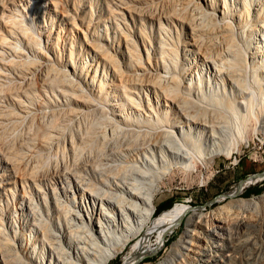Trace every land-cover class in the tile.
<instances>
[{
  "label": "bare ground",
  "instance_id": "bare-ground-1",
  "mask_svg": "<svg viewBox=\"0 0 264 264\" xmlns=\"http://www.w3.org/2000/svg\"><path fill=\"white\" fill-rule=\"evenodd\" d=\"M195 2H179L198 15L182 16L190 34L181 46L159 35L142 40L141 48L136 33L119 24L103 42L92 32L90 55L81 61L71 49L68 61L53 62L46 49L64 40L63 29L37 27L29 4L21 3L27 11L17 17L18 4L1 13L8 33L0 37V61L19 80L3 79L0 93L11 90L20 111L0 105V264H107L129 242L123 264H130L164 218L154 220L152 213L167 171L231 155L249 127L264 133V6L218 0L209 10ZM36 73L40 87L36 78L31 84ZM49 90L55 98L41 97L37 109H29ZM21 122L28 123L24 137L6 139V128ZM258 178L264 170L246 176L236 192ZM9 194L14 209L8 213L21 214L26 231L16 227L14 240L1 203ZM235 230L245 236L234 241ZM255 236L264 239V193L231 198L204 213L191 209L181 235L153 264H244L249 258L238 251Z\"/></svg>",
  "mask_w": 264,
  "mask_h": 264
},
{
  "label": "rangeland",
  "instance_id": "rangeland-1",
  "mask_svg": "<svg viewBox=\"0 0 264 264\" xmlns=\"http://www.w3.org/2000/svg\"><path fill=\"white\" fill-rule=\"evenodd\" d=\"M19 1L20 3H18ZM26 1L28 0H0V17H1V13L4 11L5 14H8L9 13L8 10L14 8V4H18V7L15 6V11H13L14 13L13 16L17 17L19 14L16 13H18L20 9L24 13L27 10L25 9L23 10L22 8H24V6H20L21 3H24L25 5L29 4L27 7L28 9H30V12L35 16L37 27H40L39 25L41 24V25H45V30H51V25L53 29H57L60 26L63 29V33H61V35L63 34L62 36L64 40L63 41L59 40V45H57V47L53 45V47H51L52 49L50 47L46 49L53 62L55 60H56L55 62H57L58 60L60 62L64 60L68 61L71 49L73 50L74 59L79 61L85 60L89 53L86 39L90 35H92V32L99 35L100 39L102 38L101 41L103 42V38L106 37V34H108L109 37L112 38V34H113L112 31H114V29L116 30L117 27L120 25H121L120 29L122 30L123 28L122 30L123 32L129 30L131 33L133 32L136 33L135 35L133 33V35L136 40V43L141 48H142L141 45L142 40L143 41L145 40L146 43L148 41L151 42L154 40L157 41L159 35L160 37L165 36L168 40H171V42L174 40L175 43L172 44H177V45L179 44V46H181V44L184 41V34L185 36L190 34V29L186 27V24L184 22H182L184 20L182 16H187V15L189 16L190 12L188 13L187 11L181 10V4L179 3L180 0L179 1L171 0L173 2L171 1L169 2L167 0H158V1L157 0H30V3ZM151 1L152 3L153 2L154 3L152 4ZM217 1L218 0H196L195 3H197V5L199 3L201 4V6L204 5L209 10H211V7L213 6L212 4ZM232 1L233 0H231V2ZM241 1L242 0H240V2ZM260 1L263 7L264 0H260ZM210 3H212L211 4L212 6L210 5ZM235 3L237 4L238 0H235ZM152 5L154 8H152ZM176 6L177 7L180 6V7L177 8ZM175 7L178 10L176 11V13L177 12L178 13L174 15V11L176 9L174 11L171 9ZM54 10L58 12L55 13ZM112 12H114L113 14H116L117 17L114 16ZM149 12L151 14H148ZM194 13H195L194 10H191V15L189 17H192L193 15L194 17L198 16L197 13L195 14ZM111 14L116 19L113 18ZM71 15L74 16V19L71 18ZM176 15L179 17H177ZM10 18H12V15ZM114 19L116 20V22L117 21L118 22L115 23ZM157 19H158V23H157ZM159 21L162 23V25H165L164 31L158 29L160 28L158 27L160 23ZM6 27L7 25L0 18V37L8 33ZM164 32H166L167 34ZM143 34L146 35L147 38L149 37L148 40H146L147 39L145 38L146 36L144 38L142 37ZM53 36H55V34ZM120 37H121L120 31L119 33L117 31L116 39L118 38L120 39ZM8 38L11 39L9 35ZM45 43L46 42L43 41V46H45ZM71 45H73L72 48ZM115 47L116 45H114L113 43V45H111V47L109 48L110 51L113 52ZM3 66L5 67V69ZM5 70L7 73L10 72L8 74L11 75L8 76L6 75V77L5 76L2 77L3 76L2 73L7 74ZM12 71L13 70L11 69L9 70V68L6 65L4 64L2 65V61H0V83H2L1 85L4 84L3 83L4 80L7 79L13 80L14 78L11 79L12 76L15 77V79H17L16 78L18 77L17 71L16 74L14 73V71L13 72ZM34 75H37V77L33 75H29V77H31L30 80L32 82V80L36 78L38 81H36L35 79L34 83L35 85L37 84L36 86L40 87V83L42 82L38 77H41V74L36 73ZM15 79L13 81H15ZM37 82L40 83L38 84ZM34 83L32 82L31 84L34 85ZM19 89L20 88H15L14 91L17 92ZM24 89L25 86L23 89L21 88L19 91ZM1 91L3 90L1 89ZM9 92H11V90ZM9 92L5 91V92H1L2 94L0 93V105L2 106L5 104V106L6 105L10 106L12 104L13 106L16 107L15 108V110L17 109L16 111H20V107L15 105L16 103H14V100L10 96ZM47 92L48 91L41 93L37 101L33 103H29L28 104V106L30 107L29 109H31L32 107L31 105L33 104L36 107L33 105L32 109L33 108L37 109L38 104L42 102V101L40 102V100L45 99V96L46 98L53 96L54 93L53 91L51 92L49 90V92L48 93ZM17 94L20 95L19 97H21V99H24V96L22 94H19V92H17ZM23 122H21L22 125L12 124L14 128H17V130L14 129L12 130V125L10 128L8 127V129L10 130L6 128L5 135H8L6 136L7 137L6 139H9L10 137H12L10 139H13V137L16 138L14 134H16L17 138L19 137L18 139H20L21 136L24 137V135L27 133L26 131L28 130V128L25 126H27L26 124L28 123L25 122L24 124ZM6 126H10L9 123ZM23 127L25 130L23 129ZM252 127H256V126H252ZM252 127H249V129L247 130L246 140L241 141L237 146V150L234 151L231 155L229 156L222 154L215 155L211 163L202 165V163L199 164L198 162L190 171H185L180 168H171L169 171L166 172L164 177L161 179V184H160L161 187L159 188L155 198L156 209H154L152 213V218L154 220L160 216L161 217L163 216L164 218L159 221L156 229H153L150 232L149 245L146 246V243H143L139 253L135 256V259L130 264H153L158 258H160L165 253V251L172 243V241L181 235L183 229L185 228L186 219L191 209L196 208L198 211L204 213V212H208L209 210L213 209L218 205H223L226 201H228L231 198H237V197L248 198L254 195H259L264 193L263 192L264 189H263L257 194H249L248 196L242 195V192L246 188H251V187L264 188V178L261 179L258 178L253 183L251 182V184L244 187L238 193L235 192L231 196L224 197L220 200L215 199L221 193L229 192L235 186L238 180L244 179L249 174L259 173L264 170V133L256 132L254 129H257L258 127L257 128H252ZM18 130H20L19 133ZM13 131H15V133ZM21 131H24L25 134L23 132L21 133ZM260 141H262V143H260ZM12 188L16 192H18L19 189H21L20 183L19 184L16 183L15 185L12 186ZM2 198L3 200L5 199L4 201L2 200L3 202L1 201L3 208L6 211L4 212V217L6 218V220H8L5 225L6 228L5 231L8 237L14 240L13 238L17 235L14 233L16 227L18 229V233L20 232L26 233V231L23 230V228L25 229V227L19 226L24 220L23 218H21L22 217L21 214H17L18 216L16 217L8 213L14 209L13 208L14 200H12L13 198L11 197V195L10 194L7 196L3 195L1 199ZM163 203L165 204V208H162L158 213H156L157 206ZM9 207L13 209H10ZM172 211L174 213L170 214ZM13 219L15 220V222ZM242 232L243 231L235 230L236 234L235 233L232 234V239L234 238L233 240L237 241L238 239L243 238L245 235ZM13 233L15 234V236H13ZM234 234L239 238L234 236ZM15 238H17V236ZM262 239L263 238L261 236L259 237L255 236L252 239L253 245L255 246H253L252 244H247L246 246L248 248L245 246L242 250L238 251V254L239 256H241L242 259L247 257L249 258L247 261L250 263L244 261L245 262L244 264L247 263L254 264L255 262L259 264V262L261 263V261L264 260V254H263L264 239L263 241ZM129 245L130 242L126 245V249L123 251V253L117 254L107 264H123V255L125 254ZM262 245L263 247H261ZM253 247L254 248L257 247L256 250ZM254 252H256L257 254L256 253L254 254ZM240 253L243 254L244 256L241 255Z\"/></svg>",
  "mask_w": 264,
  "mask_h": 264
},
{
  "label": "trees",
  "instance_id": "trees-1",
  "mask_svg": "<svg viewBox=\"0 0 264 264\" xmlns=\"http://www.w3.org/2000/svg\"><path fill=\"white\" fill-rule=\"evenodd\" d=\"M264 188L261 187H251V188H246L243 192L242 195L243 196H248L249 194H257L259 193L261 190H263ZM264 192V191H263ZM162 208H165V204H160L159 206H157V210L156 213H158Z\"/></svg>",
  "mask_w": 264,
  "mask_h": 264
},
{
  "label": "water",
  "instance_id": "water-1",
  "mask_svg": "<svg viewBox=\"0 0 264 264\" xmlns=\"http://www.w3.org/2000/svg\"><path fill=\"white\" fill-rule=\"evenodd\" d=\"M259 173H260V172H259ZM252 174H256V173H252ZM242 181H243V179H240V180H238V181L236 182V184H235V186H234V192H233V193H235V192L237 191V189L240 187V184L242 183ZM233 193H232V194H233ZM232 194L221 193V194L218 195V196H221L222 198H224V197H227V196H231ZM215 199H217V197H216Z\"/></svg>",
  "mask_w": 264,
  "mask_h": 264
},
{
  "label": "built area",
  "instance_id": "built-area-1",
  "mask_svg": "<svg viewBox=\"0 0 264 264\" xmlns=\"http://www.w3.org/2000/svg\"><path fill=\"white\" fill-rule=\"evenodd\" d=\"M260 143H262V141H260Z\"/></svg>",
  "mask_w": 264,
  "mask_h": 264
},
{
  "label": "crops",
  "instance_id": "crops-1",
  "mask_svg": "<svg viewBox=\"0 0 264 264\" xmlns=\"http://www.w3.org/2000/svg\"><path fill=\"white\" fill-rule=\"evenodd\" d=\"M250 175V174H249ZM248 176V175H247Z\"/></svg>",
  "mask_w": 264,
  "mask_h": 264
}]
</instances>
